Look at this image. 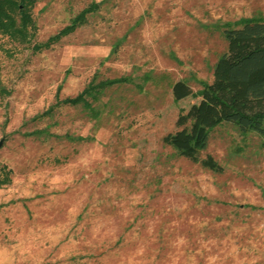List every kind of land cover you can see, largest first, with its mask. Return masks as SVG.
<instances>
[{"label": "rangeland", "instance_id": "374dc122", "mask_svg": "<svg viewBox=\"0 0 264 264\" xmlns=\"http://www.w3.org/2000/svg\"><path fill=\"white\" fill-rule=\"evenodd\" d=\"M28 10L25 37L0 28V264H264V133L217 121L201 153L219 169L161 136L212 76L222 20L264 0ZM176 77L192 90L174 95Z\"/></svg>", "mask_w": 264, "mask_h": 264}, {"label": "trees", "instance_id": "16d2710c", "mask_svg": "<svg viewBox=\"0 0 264 264\" xmlns=\"http://www.w3.org/2000/svg\"><path fill=\"white\" fill-rule=\"evenodd\" d=\"M32 0H0V28L18 37L26 36V24L30 20L28 5ZM90 5L80 7L68 21L49 33L53 39L61 32L71 29L84 18ZM221 30L226 44L215 57L212 76L201 78L199 97L191 100L185 109L177 112L174 128L165 130L162 138L172 143L177 151L212 168L222 167L210 152L201 153L210 128L220 119L228 118L241 129L255 128L264 133V14H241L236 18L222 20ZM120 75L107 76L111 81ZM83 86L65 99L85 97ZM173 94L178 96L192 90L190 83L176 77L171 84ZM94 94L93 88L89 90ZM0 182L8 178L7 167L1 170Z\"/></svg>", "mask_w": 264, "mask_h": 264}, {"label": "water", "instance_id": "95a60500", "mask_svg": "<svg viewBox=\"0 0 264 264\" xmlns=\"http://www.w3.org/2000/svg\"><path fill=\"white\" fill-rule=\"evenodd\" d=\"M2 139H3V134H0V143H1Z\"/></svg>", "mask_w": 264, "mask_h": 264}]
</instances>
